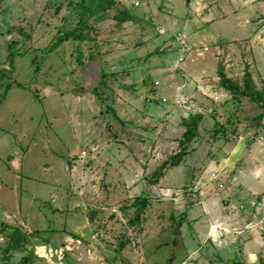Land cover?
I'll use <instances>...</instances> for the list:
<instances>
[{
    "label": "rangeland",
    "instance_id": "rangeland-1",
    "mask_svg": "<svg viewBox=\"0 0 264 264\" xmlns=\"http://www.w3.org/2000/svg\"><path fill=\"white\" fill-rule=\"evenodd\" d=\"M166 1L0 0V264H264V0Z\"/></svg>",
    "mask_w": 264,
    "mask_h": 264
},
{
    "label": "crops",
    "instance_id": "crops-1",
    "mask_svg": "<svg viewBox=\"0 0 264 264\" xmlns=\"http://www.w3.org/2000/svg\"><path fill=\"white\" fill-rule=\"evenodd\" d=\"M196 2L198 1V0H195ZM195 1H194V3H195ZM168 2V0L165 2V3H167ZM191 3V5H192V2H188V4H190ZM200 2H197L196 3V6L198 5V7H199V9L198 10H196V11H198L197 12V17H198V19L199 20H202L200 23H201V28L202 27H207L208 26V24L206 23V19H203V18H205V17H202V14H204V13H206L205 11H203V10H201L202 8H203V5H201V4H199ZM199 11H203V12H201V14H200V12ZM205 16V15H204ZM188 20H191V17H189L188 18ZM211 24H209V26H210ZM200 28V27H199ZM198 28V29H199ZM200 28V29H201ZM164 33V31H163V29H162V34ZM179 35V37H178V39L182 36V35H180V34H178ZM189 35H191V37L193 36L194 38H191V41H189V42H181L180 41V39H179V44H181V47L180 48H177V49H173V48H171L172 49V51H173V53H176L177 55H178V58H177V61L176 62H178V65L180 64H182L181 66L183 67L184 66V60H182L183 59V57L186 55V52H189L190 51V53H193V52H199V53H202L201 55H203V50H206V44H207V38H206V36H203V34H198V32H195V31H193V32H191ZM170 36V35H169ZM169 36H167L166 38H165V40H166V42L168 41V43L170 42V40H168V38H170ZM168 43H166V44H168ZM203 49V50H202ZM172 53V52H171ZM171 53H168V55H166V56H169ZM164 60V64L165 63H168V62H165V57L163 58ZM124 60V59H123ZM129 59L127 58L126 60H125V62L126 61H128ZM163 63H161V66H160V68L158 69V71H159V73H163L164 74V72L167 70V69H169V68H171V67H173V66H175V62H174V64H166V65H164ZM176 74L177 73H175V76H176ZM178 76V75H177ZM179 79V82H177V83H174V84H168V85H166V87L167 88H169V89H172L170 92H169V94L168 95H165V96H161L160 97V95L158 96V95H156V92H155V89H151V91H150V93H152V97H151V100H149V97L146 95L147 93H148V88L146 87V85H142L141 84V89H140V91L139 92H142V93H145V96H147L145 99H143L144 101H145V103H146V107L145 108H147V110L149 109V111L150 112H152V113H154V114H156L157 116H163L167 111H168V109H170V108H175V107H177V108H179V110L177 111L179 114H184L185 112H187L188 111V109H191V108H196L197 109V107H198V103H196V102H194V101H190V105L187 107V105H186V103H181L180 102V94H181V92L182 91H186L187 89H189V88H191V87H193L196 83H194L193 81H191L190 80V78H189V76L187 75V76H183V77H179L178 78ZM158 85V84H157ZM190 95V97H191V99H193L194 98V95L193 94H189ZM172 96H174V97H172ZM158 97H160L161 98V101H156V99H158ZM178 97H179V99H178ZM163 98V99H162ZM167 98V99H166ZM168 98H170V99H172V98H174V100L171 102ZM177 100H178V102H177ZM119 102H117V104H115L114 106H113V108H112V111H113V109L115 108V110L113 111V114H115V117L118 119V120H120V121H123V120H128V118H127V109L128 108H131V99H130V101L128 100V99H119L118 100ZM150 104H155V107H150ZM159 105H164V106H166L165 108H162V109H160V108H158V106ZM196 106V107H195ZM111 108V107H110ZM118 108V110H116ZM183 108H187V111H185ZM155 111V112H154ZM127 114V115H126ZM126 115V116H125ZM92 149H93V151H94V147L92 146ZM96 150V149H95ZM107 155L109 156V158L113 155L114 156V160L115 161H117V159H116V157L117 156H119V155H117V154H115L114 152H110V151H108V153H107ZM12 166V165H11ZM13 169H12V171L11 172H14V167H12ZM16 170V169H15ZM80 169H79V165H75L72 169H71V171H69V180H71V182L69 183V185L72 187V186H79V185H77V184H79V180H77V179H75V177L77 178V177H80ZM82 177V176H81ZM73 178V179H72ZM86 182H87V180H85V179H83L80 183L82 184V186L83 187H86L87 185H86ZM73 184H75V185H73ZM81 186V185H80ZM70 189V188H69ZM70 190L69 191H66L65 193H63V194H65V195H69L70 194ZM74 202V200L71 198L70 199V202L67 200V203L66 202H64V209L65 210H67V213H69V215H73L71 212H70V203H73ZM68 204V205H67ZM55 208V207H54ZM71 222V221H70ZM72 223H73V221H72ZM86 225H89V221H86ZM75 226V224L73 225V226H70L68 229H66V230H68V232H70V233H73L74 234V230L76 229V227H75V229L73 228ZM87 227H84L83 229H81L80 231L81 232H83V231H87V229H86ZM65 235H67L66 233H65Z\"/></svg>",
    "mask_w": 264,
    "mask_h": 264
},
{
    "label": "trees",
    "instance_id": "trees-1",
    "mask_svg": "<svg viewBox=\"0 0 264 264\" xmlns=\"http://www.w3.org/2000/svg\"><path fill=\"white\" fill-rule=\"evenodd\" d=\"M12 56H9V65L11 67V69H5V68H0V81L2 80L3 77H7L10 74V71L12 70ZM221 67H219V76L221 77V79H223L224 81H226V78L224 76V73L222 72V69H220ZM7 88V87H6ZM7 89H5L6 92ZM262 94L260 92H257V97L259 100H261L262 103ZM196 131L194 129H188L185 133H184V137L183 139L188 141L191 138L194 137ZM215 133V132H214Z\"/></svg>",
    "mask_w": 264,
    "mask_h": 264
},
{
    "label": "built area",
    "instance_id": "built-area-1",
    "mask_svg": "<svg viewBox=\"0 0 264 264\" xmlns=\"http://www.w3.org/2000/svg\"><path fill=\"white\" fill-rule=\"evenodd\" d=\"M135 4H137V3L135 2ZM156 32L159 33V34H162V30L160 28H156ZM186 100H187V98H184V97L180 98V102L181 103H186Z\"/></svg>",
    "mask_w": 264,
    "mask_h": 264
}]
</instances>
